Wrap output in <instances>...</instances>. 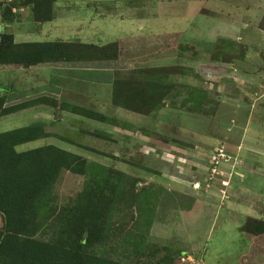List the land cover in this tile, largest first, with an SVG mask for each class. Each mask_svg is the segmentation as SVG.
Returning <instances> with one entry per match:
<instances>
[{
  "label": "rangeland",
  "instance_id": "1",
  "mask_svg": "<svg viewBox=\"0 0 264 264\" xmlns=\"http://www.w3.org/2000/svg\"><path fill=\"white\" fill-rule=\"evenodd\" d=\"M19 1L0 0V16L12 4L16 20L27 12L33 22ZM53 8L41 30L2 18L0 34L116 46L82 62L0 65L5 106L45 91L63 97L0 116V132L45 120L55 134L69 132L55 143L85 162L45 188L22 236L58 247L83 241L85 255L114 264H264V233L249 230L259 226L250 220L264 222V0H56ZM146 69L161 83L142 94ZM98 195L107 201L97 204ZM81 226L90 237H79Z\"/></svg>",
  "mask_w": 264,
  "mask_h": 264
},
{
  "label": "trees",
  "instance_id": "2",
  "mask_svg": "<svg viewBox=\"0 0 264 264\" xmlns=\"http://www.w3.org/2000/svg\"><path fill=\"white\" fill-rule=\"evenodd\" d=\"M55 1L21 0L19 3L23 7L30 8L34 21L42 24L53 19ZM6 5L3 8L2 17L3 20L8 21L6 13L11 14V7L14 6ZM114 45L116 46V41L97 46L77 41L15 43L11 33H3L0 34V65L28 69L64 59L65 62H82L83 55L97 51L104 53L109 48L113 49ZM166 70L172 71L171 68ZM144 72L146 81L139 88L142 94L147 93V87L150 88L147 85L148 82L159 80L156 76L159 72L153 69H146ZM158 83L161 82L158 81ZM167 86L172 87L171 84H165L163 87L167 88ZM45 93L51 95L30 98V102L16 101V104L8 106L4 105L5 98L0 96V116L12 115L37 105L55 106L56 100L50 98H57V95L47 91ZM87 117L91 116L87 115ZM46 137H49V134L45 133L42 123L0 132V215L4 219L3 228L0 231V264H114L101 258L85 255L82 250L83 241L58 247L22 236L26 230L25 225L29 221L27 218L29 210L38 202L42 192L47 191L45 188L54 181L61 170L75 171L78 168L76 161L81 163V170H83L85 164L83 160L71 156L73 153L69 155L70 152L67 153L53 145L43 144L31 149H18L22 145L40 141ZM90 189L94 193H103L102 189L96 187ZM100 199L107 201L108 198L105 195H98L93 200L99 204ZM250 221L259 225L249 228L253 231L251 232L253 236L264 233V222H259L257 219ZM244 228H246L245 225ZM78 230L80 238L84 235L87 238L91 236L90 228L86 226H81ZM23 239H25L24 243H21Z\"/></svg>",
  "mask_w": 264,
  "mask_h": 264
},
{
  "label": "crops",
  "instance_id": "3",
  "mask_svg": "<svg viewBox=\"0 0 264 264\" xmlns=\"http://www.w3.org/2000/svg\"><path fill=\"white\" fill-rule=\"evenodd\" d=\"M56 2V1H55ZM23 9V8H22ZM20 11H21V9H20ZM12 13H14V14H12ZM16 13V9H12L11 10V14L9 15V17H7L8 18V21H6L5 23L6 24H9V25H13L14 23H16V21L17 22H19V20H20V17L23 19V23H17V29H20L22 26H24L25 24H26V27H25V29H27V27H29V28H32V25H30L31 23H34V25L36 24V25H38V30L40 29L41 30V28L40 27H42V24H40V23H36V22H32V21H28V20H32V17L31 16H29L28 14H26L27 12H23V14H21V16L19 17V19L18 20H16V16H17V14H15ZM25 14L27 15V16H25ZM1 18V20H2V16H0ZM53 18H54V8H53ZM10 20V21H9ZM26 20H27V22H26ZM53 20V19H52ZM51 20V21H52ZM50 22V21H49ZM8 25V26H9ZM64 25H68L67 23H65ZM13 32H14V30L11 32V34H13ZM16 33V32H15ZM13 37H15V35L13 34ZM14 40H15V38H14ZM57 41V40H56ZM70 41V40H69ZM21 42H24V41H21ZM106 44V43H105ZM50 72V71H49ZM51 73V72H50ZM51 76V75H50ZM51 80L49 79V77H48V80H45V82H50ZM44 82V81H43ZM62 96H60V95H58L57 96V98H61ZM63 98V97H62ZM42 124L44 125V131H45V133H47V134H49V137H46V138H44L43 140H40V141H36V142H39V144H37V145H35V146H40V145H43V144H45V145H53V146H55V147H58V148H60V149H62V150H65V151H68L67 149H65L64 147H62L61 145H57V143H55V142H63V141H61L62 140V137H64L65 139H66V136L68 135V131H66V130H64V129H60V131H61V134L60 135H57V134H55L53 131H51L50 129H49V127H48V125H46L47 124V121L45 122V120H43V122H42ZM9 130H11V129H9ZM7 131V130H6ZM57 133V132H56ZM56 138V139H55ZM58 138H60L59 140H58ZM65 143V142H64ZM242 145H243V143H242ZM242 147V146H241ZM68 152H70V151H68ZM70 153H72V152H70Z\"/></svg>",
  "mask_w": 264,
  "mask_h": 264
},
{
  "label": "built area",
  "instance_id": "4",
  "mask_svg": "<svg viewBox=\"0 0 264 264\" xmlns=\"http://www.w3.org/2000/svg\"><path fill=\"white\" fill-rule=\"evenodd\" d=\"M220 156L223 157V155H220ZM216 164H218V162H217ZM211 171H212L211 173L214 174L215 169H212ZM218 179H219V178H218ZM219 182H220V185H221L222 187H226V186L228 185V182L225 181L224 177H221L220 180H219Z\"/></svg>",
  "mask_w": 264,
  "mask_h": 264
}]
</instances>
